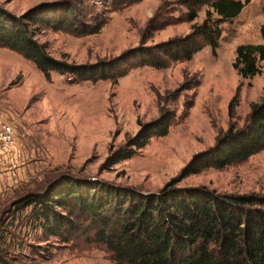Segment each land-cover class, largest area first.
Returning <instances> with one entry per match:
<instances>
[{
  "label": "rangeland",
  "instance_id": "374dc122",
  "mask_svg": "<svg viewBox=\"0 0 264 264\" xmlns=\"http://www.w3.org/2000/svg\"><path fill=\"white\" fill-rule=\"evenodd\" d=\"M40 1L47 0H0V5L19 14ZM161 5L164 14L173 18L186 10L180 0H139L109 12L107 23L96 34L48 30L37 38L47 43L54 57L92 62L137 45ZM207 8L203 5L193 21L177 19L153 32L146 42L186 34L192 23L203 20ZM262 26L264 0H250L236 17L221 23L214 54L206 46L190 60L166 68H134L114 85L104 80L70 83L55 72L45 77L28 59L0 48V116L13 126L16 137L13 147L0 149V263L117 264L85 234L71 238L46 234L30 221L29 207L16 201L43 191L60 175L143 192L161 188L195 153L213 146L231 122L242 125L253 103L264 100V65L251 78H241L232 67L238 45L261 42ZM193 76L199 84L187 115L135 156L102 169L110 148L134 134L138 121L157 117L162 106L182 112L193 89L184 90L175 100L173 92L185 77ZM238 86V102L230 116L229 104ZM178 185L264 195V149L225 168L188 175Z\"/></svg>",
  "mask_w": 264,
  "mask_h": 264
},
{
  "label": "trees",
  "instance_id": "16d2710c",
  "mask_svg": "<svg viewBox=\"0 0 264 264\" xmlns=\"http://www.w3.org/2000/svg\"><path fill=\"white\" fill-rule=\"evenodd\" d=\"M138 1L47 0L19 14L0 5V48L28 59L45 77L55 72L70 83L104 80L114 85L134 68H166L190 60L206 46L214 54L221 23L236 17L250 2L180 0L186 10L175 18L164 14L161 5L147 21L137 45L92 62L54 57L47 43L37 38L48 30L75 36L96 34L107 23L109 12ZM203 5L208 6L203 20L192 23L186 34L146 42L150 34L177 19L193 21ZM260 34L261 42L240 44L235 49L232 67L241 78L259 74L264 65L263 26ZM198 84L197 76L185 77L172 99L193 89L182 112L162 106L157 117L138 121L134 134L110 148L101 168L111 169L138 154L151 139L167 135L171 126L187 115ZM238 90L239 86L229 104L230 116L238 102ZM250 108L242 125L231 122L213 146L195 153L178 175L155 191L60 175L43 191L27 193L16 202L29 207L30 221L46 234L67 238L85 234L117 264H264V195L178 185L188 175L225 168L264 149V100Z\"/></svg>",
  "mask_w": 264,
  "mask_h": 264
},
{
  "label": "built area",
  "instance_id": "2783aa9c",
  "mask_svg": "<svg viewBox=\"0 0 264 264\" xmlns=\"http://www.w3.org/2000/svg\"><path fill=\"white\" fill-rule=\"evenodd\" d=\"M15 130L13 126L0 116V149L7 150L15 145Z\"/></svg>",
  "mask_w": 264,
  "mask_h": 264
}]
</instances>
